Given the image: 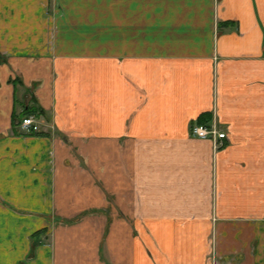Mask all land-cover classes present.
Returning <instances> with one entry per match:
<instances>
[{
	"label": "crops",
	"instance_id": "1",
	"mask_svg": "<svg viewBox=\"0 0 264 264\" xmlns=\"http://www.w3.org/2000/svg\"><path fill=\"white\" fill-rule=\"evenodd\" d=\"M0 264H264V0H0Z\"/></svg>",
	"mask_w": 264,
	"mask_h": 264
},
{
	"label": "built area",
	"instance_id": "2",
	"mask_svg": "<svg viewBox=\"0 0 264 264\" xmlns=\"http://www.w3.org/2000/svg\"><path fill=\"white\" fill-rule=\"evenodd\" d=\"M23 131L37 133L41 131V121L34 115H27L19 122ZM191 136L199 139L213 140L217 145L223 139H227V133L223 131L217 122L208 124H192L190 128Z\"/></svg>",
	"mask_w": 264,
	"mask_h": 264
},
{
	"label": "trees",
	"instance_id": "3",
	"mask_svg": "<svg viewBox=\"0 0 264 264\" xmlns=\"http://www.w3.org/2000/svg\"><path fill=\"white\" fill-rule=\"evenodd\" d=\"M35 112H36V110H35ZM37 114H42V111L40 110V111H38V113ZM37 114H36V116H37ZM203 124H208V122H202Z\"/></svg>",
	"mask_w": 264,
	"mask_h": 264
}]
</instances>
